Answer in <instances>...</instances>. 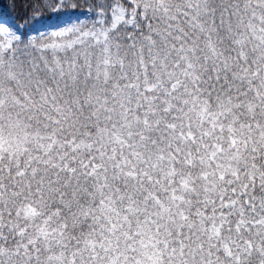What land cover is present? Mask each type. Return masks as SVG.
Here are the masks:
<instances>
[{"label":"snow or ice","instance_id":"obj_1","mask_svg":"<svg viewBox=\"0 0 264 264\" xmlns=\"http://www.w3.org/2000/svg\"><path fill=\"white\" fill-rule=\"evenodd\" d=\"M0 264H264V0H0Z\"/></svg>","mask_w":264,"mask_h":264}]
</instances>
